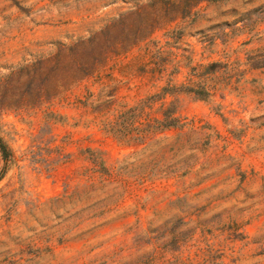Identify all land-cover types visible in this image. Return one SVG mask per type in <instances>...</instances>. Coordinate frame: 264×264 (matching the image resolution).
I'll return each mask as SVG.
<instances>
[{
	"label": "rangeland",
	"instance_id": "374dc122",
	"mask_svg": "<svg viewBox=\"0 0 264 264\" xmlns=\"http://www.w3.org/2000/svg\"><path fill=\"white\" fill-rule=\"evenodd\" d=\"M0 136V264H264V0H0Z\"/></svg>",
	"mask_w": 264,
	"mask_h": 264
},
{
	"label": "trees",
	"instance_id": "16d2710c",
	"mask_svg": "<svg viewBox=\"0 0 264 264\" xmlns=\"http://www.w3.org/2000/svg\"><path fill=\"white\" fill-rule=\"evenodd\" d=\"M0 152H1L3 159L6 161L11 156V150L1 136H0ZM95 161H96L97 165L102 166V164H103L102 160H100V161L95 160ZM2 176H3V172L0 173V179L2 178Z\"/></svg>",
	"mask_w": 264,
	"mask_h": 264
}]
</instances>
